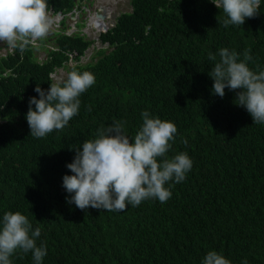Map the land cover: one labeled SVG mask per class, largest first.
I'll return each instance as SVG.
<instances>
[{
  "label": "trees",
  "instance_id": "obj_1",
  "mask_svg": "<svg viewBox=\"0 0 264 264\" xmlns=\"http://www.w3.org/2000/svg\"><path fill=\"white\" fill-rule=\"evenodd\" d=\"M71 1L47 0L55 12L70 9ZM130 4L132 11L121 12L100 34L108 45L93 55L99 58L69 66V72H91L95 83L78 97L80 108L68 125L43 138L30 135L26 120L29 98H39L34 88L47 90L66 53L75 51L79 60L92 41L63 33L56 38L59 49L42 63L29 49L0 59V221L6 212H20L42 230L47 255L41 264H203L209 251L231 264H264V124L255 125L234 104L240 90L226 88L221 98L205 76L222 48L239 59L250 49L247 66L264 71V0L256 17L227 28L226 15L211 0ZM14 67L21 76L13 85L2 73ZM143 111L177 128L164 158L186 153L192 160L182 182L165 185L170 199L126 202L123 211L67 203L71 194L60 181L73 147L115 122H126L133 140ZM10 260L34 264L31 252L20 250Z\"/></svg>",
  "mask_w": 264,
  "mask_h": 264
},
{
  "label": "clouds",
  "instance_id": "obj_2",
  "mask_svg": "<svg viewBox=\"0 0 264 264\" xmlns=\"http://www.w3.org/2000/svg\"><path fill=\"white\" fill-rule=\"evenodd\" d=\"M71 2L70 9L55 12L47 0H0V55L19 47L20 49L17 48L10 55L18 53L22 57L24 50L29 49L34 60L39 62L34 56V51L46 49L48 54L50 50L59 49L56 38L60 34L72 35L75 28L81 30L82 27H87L89 17L87 21L81 20L83 11L89 13V16L92 13L96 16L99 6L108 8L107 4L113 5L110 0ZM130 2L131 0H123L113 6L129 4L132 11ZM211 2L226 15L227 19L223 21L225 28L229 24L241 26L246 18L256 17L261 5V0ZM121 12L126 11H120V14ZM96 18L98 19L97 16ZM64 19L70 24L64 26ZM79 20L84 23L82 27H76ZM103 21L108 22V25L113 22L108 17ZM52 31H55V34L49 36ZM93 32L94 37H90V32L86 30L78 33L92 43L83 51L79 60H75V51L67 52L68 58L63 66L81 63L82 57L87 55L90 49H95V44H99L100 48L108 45L101 44L99 39L104 31ZM249 53L250 49L245 50L243 59H239L235 51L220 49V61L214 68L208 61L205 76L212 79L211 91L216 96L223 98L226 88L230 91L240 90L236 91V103H233L245 108L255 125L264 124V71L257 73L250 70L247 63L252 60V56ZM94 54L95 51L89 54V60L98 56L93 57ZM209 58L215 60V56ZM218 60L219 58H216V62ZM63 66L50 73L54 83H50L47 90L36 85L34 91L38 94V99L35 96L29 98L26 120L33 137L43 138L54 130L67 126L80 108L78 97L95 83V76L88 71H71L66 80H63L64 77L55 78L56 69ZM2 75L9 76L12 84L21 76L15 67L6 69ZM141 115L143 124L133 140L125 134L126 122H115L106 128L98 129L96 139L84 141L80 148L73 147L75 156L73 161L66 165L68 170L60 181L63 182L65 191L71 194L66 197L67 203L75 204L81 210L91 207L106 211H123L127 203L137 206L149 198H157L160 202L170 199L172 193L165 185L169 182H182L192 168V160L186 153L177 154L171 159L164 158L170 148L169 141L173 140L177 132L175 124L151 117L148 111H143ZM252 131L254 130L251 129L250 132ZM158 158L164 159L158 162ZM17 250L23 254L31 252L34 264H41L43 257L47 255L42 230L32 227L28 218L20 212H6L0 221V264H12L10 257ZM203 264L231 262L216 251H209L203 259ZM242 264H247V261Z\"/></svg>",
  "mask_w": 264,
  "mask_h": 264
},
{
  "label": "rangeland",
  "instance_id": "obj_3",
  "mask_svg": "<svg viewBox=\"0 0 264 264\" xmlns=\"http://www.w3.org/2000/svg\"><path fill=\"white\" fill-rule=\"evenodd\" d=\"M123 1V0H121ZM99 2H103V1H99ZM119 1H117L118 3ZM116 3V4H117ZM107 4V3H106ZM108 8H104L105 9V15L110 19V20H113L114 18V14H117L119 13L120 11H129L130 10V5L129 4H125V5H117V6H109V4H107ZM104 7V6H102ZM83 18L81 20H86L88 19L89 17V13H85V11H83ZM93 15H95V13H93ZM79 20L76 24V27H82L84 23H80ZM85 21V22H86ZM62 23L64 24V26H67L70 24V22H68L66 19L62 20ZM91 24V20L89 19L88 22H87V25ZM83 30H86V27H82L81 30H78V29H74V32L76 33H79L81 34V31ZM67 32H69V29L67 30ZM52 34H55V31H52L51 34H49V36H52ZM90 37H94L95 33L93 32V30L90 31V33H88ZM50 45V44H49ZM19 48V47H16V48H13V50H7L5 53L1 54L0 55V59L2 57H7L8 55H10L11 53H14V51H16V49ZM100 48L99 47V44H95V49L94 50H91L87 53V55L83 56L82 57V60H81V63H86L87 61H89V58H90V55L89 54H93L94 51H95V54H101L104 52L103 49H98ZM20 49V48H19ZM93 52V53H91ZM34 56L36 58L37 61L41 62L43 61L44 59H46V56H47V52H46V49H43L41 51H34ZM99 58V56H96L94 57V60H97ZM72 64V63H71ZM57 73L55 74V78H66L67 77V74L69 73V67L68 66H63V68H59V69H56Z\"/></svg>",
  "mask_w": 264,
  "mask_h": 264
},
{
  "label": "bare ground",
  "instance_id": "obj_4",
  "mask_svg": "<svg viewBox=\"0 0 264 264\" xmlns=\"http://www.w3.org/2000/svg\"><path fill=\"white\" fill-rule=\"evenodd\" d=\"M113 5H116L117 1L121 0H110ZM89 19L91 20V24L87 25L86 31L90 32L91 30H102V22L108 25V22L102 21L101 19H97L95 15L90 14ZM88 19V20H89Z\"/></svg>",
  "mask_w": 264,
  "mask_h": 264
},
{
  "label": "water",
  "instance_id": "obj_5",
  "mask_svg": "<svg viewBox=\"0 0 264 264\" xmlns=\"http://www.w3.org/2000/svg\"><path fill=\"white\" fill-rule=\"evenodd\" d=\"M131 11V10H130ZM120 14L117 13V14H114V18H113V22L111 25H106L105 23L102 22V30L100 31H107L109 29L110 26H113L114 22H115V18ZM96 16L98 17V19H101L103 21L104 18H107V16L105 15V9L101 6L98 7V12H96Z\"/></svg>",
  "mask_w": 264,
  "mask_h": 264
},
{
  "label": "flooded vegetation",
  "instance_id": "obj_6",
  "mask_svg": "<svg viewBox=\"0 0 264 264\" xmlns=\"http://www.w3.org/2000/svg\"><path fill=\"white\" fill-rule=\"evenodd\" d=\"M78 19H80V15H79V18Z\"/></svg>",
  "mask_w": 264,
  "mask_h": 264
}]
</instances>
